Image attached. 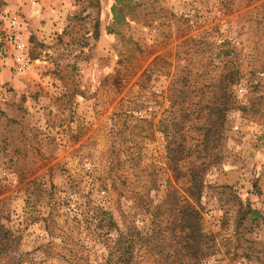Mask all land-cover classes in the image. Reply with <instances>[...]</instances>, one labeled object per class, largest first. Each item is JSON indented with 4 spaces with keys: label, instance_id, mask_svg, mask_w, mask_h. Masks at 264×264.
<instances>
[{
    "label": "rangeland",
    "instance_id": "1",
    "mask_svg": "<svg viewBox=\"0 0 264 264\" xmlns=\"http://www.w3.org/2000/svg\"><path fill=\"white\" fill-rule=\"evenodd\" d=\"M9 15L29 59L0 62V223L19 236L16 264H102L106 219L146 234L166 197L181 225L194 165L200 263L264 264V0H0V25ZM141 245L135 264L163 258Z\"/></svg>",
    "mask_w": 264,
    "mask_h": 264
},
{
    "label": "trees",
    "instance_id": "2",
    "mask_svg": "<svg viewBox=\"0 0 264 264\" xmlns=\"http://www.w3.org/2000/svg\"><path fill=\"white\" fill-rule=\"evenodd\" d=\"M177 97L179 96L177 95ZM225 109L224 106L217 109V118L222 117ZM210 112L208 115H210ZM172 124L176 125L177 121H173ZM175 133L176 132H171L167 140V154L172 166L171 170L173 171L178 170L179 157L182 150L185 148V144L181 145L184 138L183 133ZM178 138L181 139L176 140ZM187 154L189 163L193 164L192 159L190 158V152ZM198 168L200 169V172L198 171ZM203 170L204 166L200 167L199 165H194L189 170L188 185L186 188L188 200L185 202L182 210L181 225H177L175 223L176 218L174 219V216H171V213L174 214L171 208L174 203L171 202L168 197L164 198L162 201L163 210L159 211L157 208L152 213L150 211L148 222L149 228L147 229L146 234H143L133 226H125L123 229L117 230L116 226L106 219L107 222L105 224L104 233L107 236L105 237V240L108 239L110 244L106 250V256L102 264H135L133 261V251L136 245L142 246L141 244L143 243H145L144 246L152 249V251L154 248L159 247V253H164L161 260H157L154 257V261L155 259L157 260L156 264H202L200 263V260L203 256V252L199 250L200 248L197 246V242L199 241L198 211L195 208L194 201L198 200L200 187L202 185L201 173ZM244 208L249 211L254 218L260 217L257 210L251 209L248 204H246ZM260 218L264 221V218ZM175 226L183 232L182 238L185 240L184 247L187 249L186 254H184V259L178 262L169 260L167 255H165L166 251L163 248V246L165 247V241H167V238L168 240H173L175 242L178 237H180L179 234H173ZM109 233H112V235H109ZM18 241L19 236L12 233L0 223V260L2 261L0 264H16L15 253ZM153 255L155 256L154 253Z\"/></svg>",
    "mask_w": 264,
    "mask_h": 264
},
{
    "label": "built area",
    "instance_id": "3",
    "mask_svg": "<svg viewBox=\"0 0 264 264\" xmlns=\"http://www.w3.org/2000/svg\"><path fill=\"white\" fill-rule=\"evenodd\" d=\"M3 22L4 24L0 25V62H9L13 71L20 72L29 66V59L17 29L18 20L14 15H9Z\"/></svg>",
    "mask_w": 264,
    "mask_h": 264
}]
</instances>
